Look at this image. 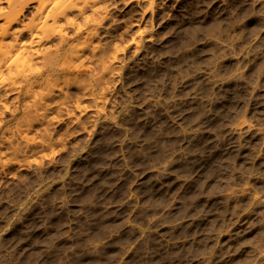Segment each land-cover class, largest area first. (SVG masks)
Returning a JSON list of instances; mask_svg holds the SVG:
<instances>
[{"label": "rangeland", "instance_id": "obj_1", "mask_svg": "<svg viewBox=\"0 0 264 264\" xmlns=\"http://www.w3.org/2000/svg\"><path fill=\"white\" fill-rule=\"evenodd\" d=\"M162 3L105 121L0 173V264H264V0Z\"/></svg>", "mask_w": 264, "mask_h": 264}, {"label": "bare ground", "instance_id": "obj_2", "mask_svg": "<svg viewBox=\"0 0 264 264\" xmlns=\"http://www.w3.org/2000/svg\"><path fill=\"white\" fill-rule=\"evenodd\" d=\"M123 2L139 8L131 37L114 19L116 0H0V173L63 149L53 126L78 123L75 112L91 113L88 136L105 121V100L126 52L137 55L152 38L139 23L163 6ZM71 88L78 91L73 99Z\"/></svg>", "mask_w": 264, "mask_h": 264}]
</instances>
